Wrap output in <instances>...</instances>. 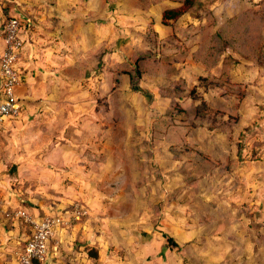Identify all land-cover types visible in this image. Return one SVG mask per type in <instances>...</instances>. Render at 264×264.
I'll return each instance as SVG.
<instances>
[{"label":"rangeland","instance_id":"374dc122","mask_svg":"<svg viewBox=\"0 0 264 264\" xmlns=\"http://www.w3.org/2000/svg\"><path fill=\"white\" fill-rule=\"evenodd\" d=\"M203 1L208 0L201 2V10H206L201 18L184 15L176 31L160 25L162 11L177 6L169 0L155 5L154 0H27L23 5V13L34 24L46 21L52 27L69 21V26L85 27V46L75 49L79 60L101 53L99 62H89L82 84L90 93L85 104L95 105V117L87 114L85 133L78 134L80 144L62 148L63 154L77 158L74 166H68L71 174L58 171L42 178L50 181L47 186L37 178L34 190L19 193L26 202L33 197L41 204L37 206H45L46 211L39 208L42 214L23 204L6 211L7 220L13 222L22 220L18 211L33 217L63 216L73 204L82 206L86 215L64 227L59 239L49 240L48 255L55 254L49 264H264V182L258 174L264 170V0H213L208 10ZM94 25L101 39L95 44L94 29H89ZM218 27L226 39L225 45L217 42L215 48L224 47L230 68L229 86L224 87L232 91L225 116L218 119L219 113L209 114L208 120L200 122L191 114H177V101L162 96L165 89L174 93L175 80L182 78L188 90L199 84L197 91L206 101L220 105L221 86L207 90L216 84L199 80L206 72L193 62L190 52ZM256 46L259 61L253 59ZM242 47L246 56L238 54ZM135 60L140 61L136 70L132 68ZM164 64L177 73L168 76ZM127 70L134 72L136 90L123 74ZM137 72L141 73L138 80ZM209 72L217 75L219 68ZM238 84L242 93L237 92ZM94 121L99 129H92ZM174 134L187 138L190 148L198 146L210 161L178 142L173 145L178 151L175 160L163 140L153 146L146 143L152 135ZM137 145L142 149L139 159L145 162L149 191L130 205L123 191L130 180H138L131 151ZM188 176L199 179L196 187L188 185ZM153 205L159 207L157 224L151 221ZM77 225H86L85 234L90 230L86 238L100 237L99 261L88 257L92 247L81 240V227L79 234L72 230ZM164 235L177 247L167 246Z\"/></svg>","mask_w":264,"mask_h":264},{"label":"crops","instance_id":"0c3cea01","mask_svg":"<svg viewBox=\"0 0 264 264\" xmlns=\"http://www.w3.org/2000/svg\"><path fill=\"white\" fill-rule=\"evenodd\" d=\"M26 1L13 0L11 8L0 7V58L5 47L3 25L6 18L18 19L19 33L23 39L18 56L19 83L15 90L22 105L21 115L0 126V264H18L17 256L22 250L20 246L25 244L30 233L22 220L8 221L6 211L14 206L21 207L22 204L29 210L42 208L46 211L45 206H37L41 205L38 200L32 197L26 202L19 193L23 189L27 192L34 190L37 178L51 177L58 171L64 176L71 174L68 166H74L77 158L74 154H63V145L80 144L78 134L83 136L85 133L88 126L86 116L95 114V105L87 107L85 104L87 95L90 96L82 87L86 79L78 78L75 68L79 61V57H75L79 52L75 54V49H83L86 43L83 33L85 27L69 26V21L52 27L46 21L34 24L23 13ZM89 29H94L93 44L96 39L100 43L99 34L95 35V25ZM72 67L75 69H71ZM91 111L94 112L91 114ZM94 124L92 129H99L100 126L95 121ZM258 174L264 182V170ZM29 180L33 183L27 185ZM10 181H13L12 187L9 186ZM41 182L45 183V179ZM48 182L46 181L45 186ZM241 183L239 186L243 188L244 183ZM39 187L45 191V187ZM39 214H42L41 210ZM79 227L83 235L81 240L98 250L96 244L98 245L100 237L91 234L90 238H86L90 231L85 234L83 228L86 225H77L72 230L79 234ZM62 230L63 228L58 229L51 239H59ZM70 234L73 236L74 233ZM54 255L50 252L43 264L53 262Z\"/></svg>","mask_w":264,"mask_h":264},{"label":"trees","instance_id":"16d2710c","mask_svg":"<svg viewBox=\"0 0 264 264\" xmlns=\"http://www.w3.org/2000/svg\"><path fill=\"white\" fill-rule=\"evenodd\" d=\"M171 2H175L177 3L176 7L173 8H169V9H165L162 11L161 13V25L164 27H172V30L176 31L178 25V21L184 16V15H188L191 18H201V13L203 11L206 10H201L203 6H201V2L202 0H169ZM213 0H208L207 2H204L205 5L207 7V10L210 9L209 5ZM160 0H154V2L152 3V5H155L157 3H159ZM13 0H3V2L0 3V7H4L5 9L11 8L13 5ZM264 9V8H263ZM262 10V8H261ZM260 11V10H259ZM208 13V12H207ZM211 17V13L209 11L208 13ZM264 14V13H262ZM12 19V17H8L6 18V21ZM20 25V23H19ZM221 29L216 28L214 29V33H207V35L198 41L197 43V49L195 51L192 52V50H190V46L189 49L185 48V52H191V58L193 59L194 63H200L203 67H204V71L206 72L205 76H201V78H199V80H203L205 82L207 81H211L216 85H211L210 87H208L207 90H218L216 88H218V86H221V103L220 105H212L209 104L206 99L204 98V96H202L197 90H199V87L201 86H193L191 88V90H188V86L185 85V81L180 78L175 80V82H177L175 85L177 86V89L174 91H167L166 89L164 90V94H163V98L164 99H171L172 100H176L178 103L177 104V114H191L192 115V119L195 120H199L200 122L204 121L205 119L208 120V115L212 114V116L218 115L219 113V117L218 119H221L223 116H225L228 112V102H229V93L232 91V89L230 90V88L224 87V86H229L228 81L230 80V68H229V63H228V59L225 58L224 55V47H219L218 49L215 48V43L220 42L221 44L225 45L224 42V32L222 31L223 28L220 27ZM153 29V30H151ZM151 32L157 35L158 37V33L154 28H150ZM160 38V37H158ZM149 39V38H148ZM153 39V38H152ZM154 40V39H153ZM157 40V38L155 39ZM158 42V40H157ZM243 46V45H242ZM260 46V45H259ZM254 47V60L259 61L260 60V52H258L257 47ZM100 49V48H99ZM244 47L238 49V54L241 56H246ZM96 52H92V54H90L89 58L87 60H79L76 65V76H78V78L80 79H86V76L88 74H86L88 72V65L89 62H91V64H95L96 60L101 59V53L99 52L97 56ZM148 54V53H147ZM260 54V55H259ZM262 60V59H261ZM157 62H159V64L162 62L161 60H157ZM175 62V61H173ZM170 63V62H169ZM172 63V61H171ZM170 63V64H171ZM137 65L140 66V61L135 60L134 61V66L132 68H135V66ZM145 65V64H144ZM161 65V64H160ZM165 67L167 66V73L168 76L172 75L174 76L177 73V70L175 68H173L172 66H170L169 64H164ZM146 66V65H145ZM136 67V68H137ZM135 68V70H136ZM214 68H219V72L217 75H213L211 74L209 71L211 69ZM92 70H94V68H91ZM174 69V70H173ZM142 70H146V67H144ZM140 70V71H142ZM139 71V70H138ZM96 72V71H94ZM91 73V75L94 74ZM133 73L134 72H130V70H127L126 72H123V74L128 76V79L130 81V85L132 90H136L137 89V84H135L133 82ZM136 73V71H135ZM174 74V75H173ZM137 80L140 79L141 77V73L137 72ZM169 81H174L172 79H168ZM132 82V84H131ZM174 83V82H173ZM238 93H242L241 87L238 84L237 85ZM205 88V87H204ZM180 89V92H179ZM194 89L197 91L195 92ZM243 89V88H242ZM167 92V93H166ZM241 102V100L238 99V103ZM201 108H204L205 111L203 113H201ZM223 114V115H222ZM164 117V116H163ZM229 118L226 120L228 121ZM182 121V120H181ZM176 122V121H175ZM180 122V121H178ZM210 122H214L212 119H210ZM180 123H185L186 127L189 128L191 127L190 123L187 122H180ZM209 130H212L213 127L212 126H208L205 127ZM165 129V127H164ZM166 130V129H165ZM169 135V133H168ZM167 135V136H168ZM175 135V134H174ZM185 137H176V135L174 137H166V136H160L159 138H157V136L155 135V137L153 138L152 135V141L151 142H146L147 144L149 143V145L153 146L155 141H162L167 145V151L168 153L172 156L173 160L177 159L176 157H178V151H176L173 147L175 142H178L180 144H182L183 146H187L189 150H191L190 152H192V150L195 152V155L198 156V154L200 156H202L205 161L209 162L210 158L204 153H201V150L198 149V146H194L192 145L193 148H190V144H188L187 142V138L184 139ZM138 147H133L131 148L132 151V170L134 171H138V180L137 182L130 180L127 185L126 188L124 189V194L123 197L124 199H127L126 202L129 203L130 205H133V203H135V201H139L142 194L143 193H148L149 189L146 188L147 186V181H146V173H143L145 171V162L139 159L140 154H142V149L139 148V145H137ZM154 148V147H153ZM135 152V153H134ZM226 163H227V159H226ZM225 169L226 168H222ZM223 172H225L223 170ZM148 174V173H147ZM187 182L188 185L191 186L192 188L195 186H197L199 179L194 176V177H187ZM141 200H143V198H141ZM71 208V207H70ZM152 216H151V221L153 224H157V220L159 218V207L156 205L152 206ZM30 236V233H29ZM166 237V242H167V246H173V247H177L176 242L171 238V237H167L166 235H164ZM88 257L91 259H95V261L98 259L99 257V251L97 249L94 248H90L88 249ZM32 264H39L36 261H32Z\"/></svg>","mask_w":264,"mask_h":264},{"label":"built area","instance_id":"2783aa9c","mask_svg":"<svg viewBox=\"0 0 264 264\" xmlns=\"http://www.w3.org/2000/svg\"><path fill=\"white\" fill-rule=\"evenodd\" d=\"M1 2L3 0H0ZM19 31L20 25L16 18L7 20L3 25L5 47L0 58V126L21 115L22 105L15 95L19 83L18 56L23 45ZM62 214L64 215L33 217L26 211L16 213L30 230V236L17 256L18 264H32V261L43 264L48 256L49 240L54 233L80 221L86 215V211L79 203H75L71 210L68 212L66 210Z\"/></svg>","mask_w":264,"mask_h":264}]
</instances>
